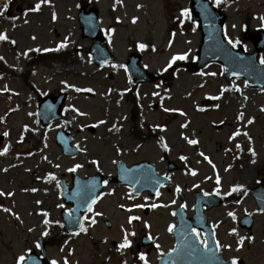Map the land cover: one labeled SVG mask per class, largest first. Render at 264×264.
I'll return each instance as SVG.
<instances>
[{"label":"rangeland","instance_id":"374dc122","mask_svg":"<svg viewBox=\"0 0 264 264\" xmlns=\"http://www.w3.org/2000/svg\"><path fill=\"white\" fill-rule=\"evenodd\" d=\"M82 1L100 10L102 28L117 57L107 67L96 66L89 50L92 40L82 35L78 19ZM190 2L47 0L33 10L40 0H0V12L8 15L0 13V33L8 37L0 40V191L5 193L0 195V264H14L29 249H38L39 238L49 239L48 224L61 221L62 211L69 209L59 186L63 179L71 183L69 169L76 165H81L75 168L81 177L98 172L111 176L121 160L128 166L151 161L160 173H168V158L179 169L172 173L175 184L154 198L135 197L127 186L108 185L87 217V230L68 235L60 246L48 245V258L59 264H136L135 238L142 234L158 243L151 254L144 253L147 264H153L161 249L170 247L166 228L175 222L172 209L182 204L177 188L193 214L196 191L241 195L242 188L231 189L237 185L251 189L264 179V89L249 88L243 79L226 80L218 64L194 70L200 31L179 26L191 16ZM212 2L226 13V39L236 49L254 52L258 31L264 29V0ZM183 9L189 10L187 15ZM62 43L74 59L69 55L68 61L49 66L52 63L44 62L42 54ZM131 53L141 54V66L159 76L155 82L132 87L135 82L126 68ZM183 53L187 58L169 67L172 56ZM259 60H264V51ZM63 90L69 92L65 118L41 126L37 101ZM60 128L75 133L80 154L61 152L55 140ZM148 204L157 207L147 215ZM248 213L254 217L251 232L240 226ZM207 215L219 230L226 255L242 264H264V213L250 194ZM130 217L139 219L130 222ZM125 233L131 245L121 248Z\"/></svg>","mask_w":264,"mask_h":264},{"label":"water","instance_id":"95a60500","mask_svg":"<svg viewBox=\"0 0 264 264\" xmlns=\"http://www.w3.org/2000/svg\"><path fill=\"white\" fill-rule=\"evenodd\" d=\"M85 9L86 7L82 8V12L80 15L83 26V35L91 36L94 40L92 52L95 55V60L99 65H105L110 61H114L115 57L108 51L107 48L108 42L106 38H104V36L101 34V26L97 19L98 10L93 9L89 15H86ZM193 11L196 19L200 21L201 30L203 33V44L200 50L199 62L196 66V70L206 66L213 61H216L223 64V66L225 67V74L228 79H232L234 77H244L247 79L248 84L251 87H264V66H261L257 61L259 52L264 49V40L256 41L257 49L254 54H246L243 49L235 51L230 46V44L225 42L223 39L222 31L224 21L226 19L223 13H218L208 0H193ZM88 16H90V20L87 19ZM262 35L264 36V32H262ZM139 62L140 56L132 55L130 57L129 67L131 68L134 77L138 81H152L154 79V76L152 74L146 73V71L141 70L138 65ZM142 75H145V77H142ZM64 100L65 94H62L56 99L53 97H48L43 101L41 105L42 118L46 116L45 113L49 108L48 107L47 109H45L47 105L52 104L55 109L54 113L51 114L52 116L45 118V121H43L45 124H48L51 121L61 117L60 110L64 104ZM58 142L64 147L67 153H76L78 151L76 148H72L71 150H69L71 139L67 140L65 143L60 142V140L58 139ZM121 165H123V163L120 164L119 167ZM148 165L150 164L142 163L125 171V173H123V171L121 170L119 178L109 180H118L120 182L130 184L132 187H140V191L146 188H157L167 181L163 177H160L154 171L150 172L146 177L140 178L137 175L136 171L141 167ZM122 169H124V165ZM80 186H83L82 183H79V185L76 187L77 195L80 194ZM261 187L262 188L256 195L259 198L261 204L264 205L263 182H261ZM101 190L102 186H100V188L96 192L92 191L90 197H88L86 202L89 200L90 201L86 205L85 203H79L75 205L74 209L72 210L75 214L73 217L68 218V215L65 217L67 231H72L81 226L82 214L92 203V201L99 196ZM64 196L67 202H72L74 200L72 199V197L74 196L71 195V192H69L68 190L65 191ZM204 204H206V201L203 198L201 199L200 195L198 194V203L196 207H203ZM219 204L220 202H217L214 205ZM211 206L213 205L208 204V207ZM41 243L43 245V242ZM181 248L182 250L186 249L191 251V255L188 258H197L200 256L197 240L193 241V238H191L188 242L181 240L178 244V250H181ZM42 254L43 258L38 259L35 257V252L31 251L29 257L25 259L22 264H46L47 260L45 258L44 249ZM172 258H170L169 260H171ZM177 264H195V262H189L185 260Z\"/></svg>","mask_w":264,"mask_h":264},{"label":"snow or ice","instance_id":"6c2138e0","mask_svg":"<svg viewBox=\"0 0 264 264\" xmlns=\"http://www.w3.org/2000/svg\"><path fill=\"white\" fill-rule=\"evenodd\" d=\"M45 2H47V0H40V3H38L37 5H36V7H35V9H33V10H39V8H40V4L41 3H45ZM217 3H219V0H217ZM4 9H6L7 7H8V5L7 4H5L4 6ZM183 11V13L185 14V15H187V13H188V9H183L182 10ZM53 18L55 19V14L53 15ZM262 19H264V17H262ZM234 27V26H233ZM8 37H7V35L6 34H3V33H0V40H5V39H7ZM13 43H15V41H13ZM229 43H233V41H231V40H229ZM235 43H240V41L239 40H237V41H235ZM65 46V44H61L59 47H64ZM140 47L141 48H144V47H146V45H143V44H141L140 45ZM45 51H49V49H45ZM187 58V53H183V54H177V55H174V56H172V58H171V61L169 62V67L171 66V64L172 63H174L176 60H183V59H186ZM0 59H2V57H0ZM261 63H264V60H261ZM212 75H215V73H212ZM70 87H73L72 85H69ZM78 91H79V89H77ZM88 91H92L91 89H88ZM217 107H218V105H217ZM81 114H83V113H81ZM240 118H243L242 117V114H241V117ZM253 121L252 120H249L248 121V123H252ZM239 134V132H237V133H234L233 135L235 136V135H238ZM189 143H192V144H195V143H197V141H195V140H190L189 141ZM237 147H239V145H237ZM7 151V147L4 149V152H6ZM250 151H252L253 152V155H255V152H254V150H252V149H250ZM182 159H185L184 157H182ZM58 167V166H57ZM79 167H81V165H76L73 169H69V171H74L75 170V168H79ZM193 175H195V171H193V173H192ZM50 176H52V174H49ZM52 178H54V177H52ZM217 184H219V182H220V178H219V176H217ZM105 183H107V181H105ZM243 187V185H237V186H234L232 189H231V191L232 192H235V191H237L239 188H242ZM33 191H35V189H33ZM177 191H179V188H177ZM220 193L219 192H217V195H219ZM230 193H224V195H229ZM0 195H5V193H3L2 191H0ZM6 195H9V196H11L12 195V193H7ZM157 195H159V193H157ZM39 203V202H38ZM92 203H95V200H93L92 201ZM134 207H143V205H134ZM151 207L152 208H155V207H157V205L156 204H152L151 205ZM181 207H184L183 205L181 206ZM6 211H11L10 209H5ZM261 211H264V208H262V209H260ZM88 211H92V208H91V205H89L88 206ZM173 214H175V213H173ZM229 215L230 216H234V213H229ZM134 219H139V217H130L129 218V220L131 221V220H134ZM46 224L47 223H50V221H48L47 219L44 221ZM93 223H95V221L93 220ZM83 227V226H82ZM173 227H174V225H170L169 226V231L171 232L172 230H173ZM84 230H86V229H84ZM192 231L193 232H196V229H192ZM232 231L233 232H235L236 230L235 229H232ZM45 234H47V233H45ZM197 235H199V233H197ZM243 237H241V244L243 243ZM201 243L202 244H205V246H207V241L206 240H202L201 241ZM131 245V241L128 239V236H127V233H125V237H124V241H123V243L120 245V247L121 248H124V247H126V246H130ZM217 249H219L220 247H221V245H220V243L219 242H217ZM157 247H158V245H157ZM224 247H230V246H228V245H225ZM19 259L21 260V261H23V260H25V257L24 256H20L19 257ZM140 259H142V260H145V254L144 253H141L140 254ZM52 264H57V262L56 261H53L52 262ZM65 264H68V262L67 261H65ZM145 264H147V261L145 260ZM231 264H238V262H237V259H235V258H233L232 259V261H231Z\"/></svg>","mask_w":264,"mask_h":264},{"label":"trees","instance_id":"16d2710c","mask_svg":"<svg viewBox=\"0 0 264 264\" xmlns=\"http://www.w3.org/2000/svg\"><path fill=\"white\" fill-rule=\"evenodd\" d=\"M64 54L61 52H52L46 56V59H59V57H63Z\"/></svg>","mask_w":264,"mask_h":264},{"label":"bare ground","instance_id":"6f19581e","mask_svg":"<svg viewBox=\"0 0 264 264\" xmlns=\"http://www.w3.org/2000/svg\"><path fill=\"white\" fill-rule=\"evenodd\" d=\"M89 94H92V92L90 91ZM88 105H89V107L94 106L93 103H89Z\"/></svg>","mask_w":264,"mask_h":264},{"label":"flooded vegetation","instance_id":"af4514ba","mask_svg":"<svg viewBox=\"0 0 264 264\" xmlns=\"http://www.w3.org/2000/svg\"><path fill=\"white\" fill-rule=\"evenodd\" d=\"M201 240H202V232H201Z\"/></svg>","mask_w":264,"mask_h":264}]
</instances>
